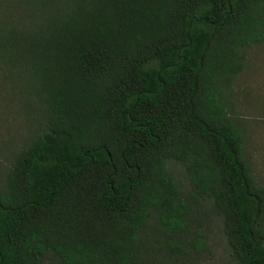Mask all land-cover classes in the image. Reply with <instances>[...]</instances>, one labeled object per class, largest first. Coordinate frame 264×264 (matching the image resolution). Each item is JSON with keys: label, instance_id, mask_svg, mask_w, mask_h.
<instances>
[{"label": "trees", "instance_id": "16d2710c", "mask_svg": "<svg viewBox=\"0 0 264 264\" xmlns=\"http://www.w3.org/2000/svg\"><path fill=\"white\" fill-rule=\"evenodd\" d=\"M263 47L264 0H0V264H204L211 222L264 264L227 101Z\"/></svg>", "mask_w": 264, "mask_h": 264}, {"label": "rangeland", "instance_id": "374dc122", "mask_svg": "<svg viewBox=\"0 0 264 264\" xmlns=\"http://www.w3.org/2000/svg\"><path fill=\"white\" fill-rule=\"evenodd\" d=\"M254 48L246 61L243 74L239 75L227 101L233 106L235 116L246 120L245 155L254 180L264 186V47ZM177 180H183V169L170 164ZM208 244L204 264H232L226 240L217 222L209 223Z\"/></svg>", "mask_w": 264, "mask_h": 264}]
</instances>
